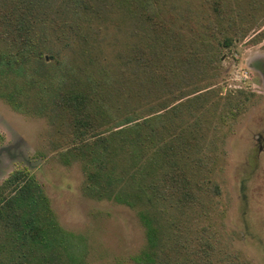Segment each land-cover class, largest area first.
Wrapping results in <instances>:
<instances>
[{"label":"rangeland","instance_id":"obj_1","mask_svg":"<svg viewBox=\"0 0 264 264\" xmlns=\"http://www.w3.org/2000/svg\"><path fill=\"white\" fill-rule=\"evenodd\" d=\"M156 5L173 32L164 46L171 56L159 60L154 85L132 58L144 39L129 16L113 12L94 22L86 47L67 34L70 46L63 50L64 35L47 33L72 63L113 73L110 92L120 118L134 111L146 118L166 107L148 146L162 147L163 157L172 148L179 165L166 158L156 176H145L158 187L152 200L129 208L89 196L84 162L65 159L71 144L61 119L19 114L1 99L0 183L27 167L60 226L85 239L86 264H134L146 246L140 210L159 228L158 264H264V0ZM141 132L149 134L143 126ZM148 146L139 162L117 160L119 166L138 172L150 159ZM127 180L124 175L122 186Z\"/></svg>","mask_w":264,"mask_h":264},{"label":"trees","instance_id":"obj_2","mask_svg":"<svg viewBox=\"0 0 264 264\" xmlns=\"http://www.w3.org/2000/svg\"><path fill=\"white\" fill-rule=\"evenodd\" d=\"M156 2L0 0V99L19 114L60 118L64 128L61 134L71 144L65 159L84 162L89 196L129 208L152 200L158 187L148 186L145 176H156L161 161L168 158L173 166L179 165L172 148L163 157L162 147L154 150L148 146L155 139L156 129L163 125L160 112L166 107L161 104V110L154 109L146 118L135 111L120 118L110 92L113 73L106 67L72 63L47 33L64 35L63 50L70 46L67 34L86 47L87 33L92 32L94 22H101L113 12L129 16L144 39L143 44L133 48L132 58L142 77L145 72L151 73L150 80H146L153 84L159 60L171 56L164 46L173 32L158 17ZM136 78L140 89L144 83L139 75ZM165 83L170 85L167 76ZM142 126L148 128V135L141 132ZM146 144L151 150L150 159L138 165V172L129 174L132 166H119L120 161L128 159L133 164L139 162ZM124 175L128 180L122 186ZM137 215L145 229L146 246L133 262L158 264L155 251L161 243L159 228L148 211L140 210ZM0 253L4 258L0 264H86L85 239L60 226L49 198L27 167L14 169L0 183Z\"/></svg>","mask_w":264,"mask_h":264}]
</instances>
